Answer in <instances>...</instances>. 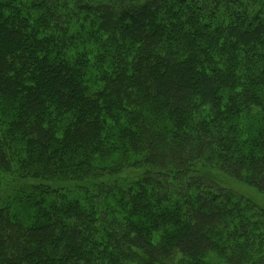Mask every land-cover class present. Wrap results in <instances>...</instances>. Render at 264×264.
I'll return each instance as SVG.
<instances>
[{"label":"trees","instance_id":"16d2710c","mask_svg":"<svg viewBox=\"0 0 264 264\" xmlns=\"http://www.w3.org/2000/svg\"><path fill=\"white\" fill-rule=\"evenodd\" d=\"M264 0H0V264H264Z\"/></svg>","mask_w":264,"mask_h":264},{"label":"rangeland","instance_id":"374dc122","mask_svg":"<svg viewBox=\"0 0 264 264\" xmlns=\"http://www.w3.org/2000/svg\"><path fill=\"white\" fill-rule=\"evenodd\" d=\"M209 174L212 180H214L219 187L229 190L238 196H241L255 206L264 210V195L259 193L254 188L217 172H210Z\"/></svg>","mask_w":264,"mask_h":264}]
</instances>
